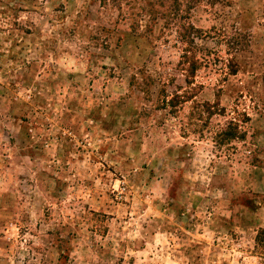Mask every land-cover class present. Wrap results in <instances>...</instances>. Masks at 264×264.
I'll return each instance as SVG.
<instances>
[{"label": "rangeland", "instance_id": "374dc122", "mask_svg": "<svg viewBox=\"0 0 264 264\" xmlns=\"http://www.w3.org/2000/svg\"><path fill=\"white\" fill-rule=\"evenodd\" d=\"M263 3L190 12L206 31L223 22L232 32L239 18L252 43L234 74L201 66L193 97L161 126L159 85L145 98L130 82L143 68L169 91L188 87L182 47L160 19L134 33L124 1L0 0V264H258ZM205 101L224 114L184 125ZM232 117L244 139L216 142Z\"/></svg>", "mask_w": 264, "mask_h": 264}, {"label": "trees", "instance_id": "16d2710c", "mask_svg": "<svg viewBox=\"0 0 264 264\" xmlns=\"http://www.w3.org/2000/svg\"><path fill=\"white\" fill-rule=\"evenodd\" d=\"M106 0H103L105 3ZM121 1L128 4V17L131 15L133 19L132 31L136 33V28L140 26V21L148 22V25L155 20L161 21V30L165 32V36L173 34L175 43L181 45V55L178 62V69L184 75V81L187 88L183 91H169L167 89L168 81L163 78H151L149 72L140 68L130 77L132 85L142 92L143 96H150V87L157 83L158 91L155 98L154 106L157 110H162L161 120H158L161 126H164L163 121L168 114L190 100L194 95L197 87L194 84L196 71L201 66L223 65L226 72L234 74L238 71L239 61L238 56L246 50L252 43L253 36L246 26H244L238 18V24H231L233 31L228 33L225 25L220 24L219 27H212L210 31L203 30L194 26L188 21L190 12L204 4L213 12L214 18H219L223 15V7L226 5V0H109V2L121 9ZM225 16V15H224ZM225 17H223V21ZM261 24L264 26V3L260 14ZM147 24V23H146ZM144 30H150L147 28ZM149 27V26H148ZM171 32V33H170ZM209 41V42H208ZM212 43V46H210ZM225 45L226 54L229 58H223L219 55L218 47ZM222 68V69H223ZM138 73V74H137ZM224 109L220 107L218 102L210 103L195 102L192 104L187 121L184 125L189 127L204 125L212 115L224 114ZM234 112H237L234 109ZM238 114V113H237ZM241 119L232 117L228 119L215 133L213 138L216 142L226 143L230 140L244 139L245 132L240 128ZM201 123V124H200ZM183 125V126H184ZM254 253L258 257V264H264V229H260L254 239Z\"/></svg>", "mask_w": 264, "mask_h": 264}]
</instances>
